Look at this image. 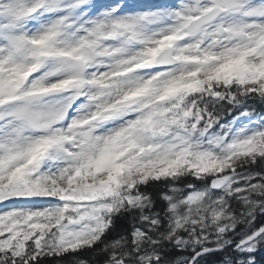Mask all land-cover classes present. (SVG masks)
<instances>
[{
  "label": "snow or ice",
  "instance_id": "1",
  "mask_svg": "<svg viewBox=\"0 0 264 264\" xmlns=\"http://www.w3.org/2000/svg\"><path fill=\"white\" fill-rule=\"evenodd\" d=\"M46 261L264 264V0H0V264Z\"/></svg>",
  "mask_w": 264,
  "mask_h": 264
},
{
  "label": "trees",
  "instance_id": "2",
  "mask_svg": "<svg viewBox=\"0 0 264 264\" xmlns=\"http://www.w3.org/2000/svg\"><path fill=\"white\" fill-rule=\"evenodd\" d=\"M122 226H123V222L118 221L117 222V228L119 229ZM81 257L84 258V259L91 260L92 259V254L90 252H84V253L81 254ZM45 264H55V262L54 261H51V262L46 261Z\"/></svg>",
  "mask_w": 264,
  "mask_h": 264
}]
</instances>
